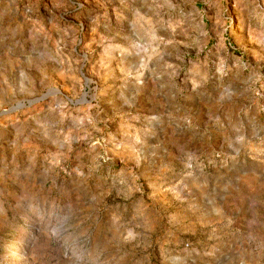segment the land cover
<instances>
[{"label":"rangeland","instance_id":"374dc122","mask_svg":"<svg viewBox=\"0 0 264 264\" xmlns=\"http://www.w3.org/2000/svg\"><path fill=\"white\" fill-rule=\"evenodd\" d=\"M257 190L264 0H0V264H264Z\"/></svg>","mask_w":264,"mask_h":264},{"label":"crops","instance_id":"0c3cea01","mask_svg":"<svg viewBox=\"0 0 264 264\" xmlns=\"http://www.w3.org/2000/svg\"><path fill=\"white\" fill-rule=\"evenodd\" d=\"M148 82H150L149 84L147 83V87L145 88V93L143 95L144 98H146V100L148 101V99L150 97H152V102H169V98L170 96H173L175 93L173 91L172 88L169 89V87H173L174 88V84L172 83V81H169L168 83H166L165 81H161L162 83H159L160 81L158 80H149ZM162 90L161 92H157V90ZM155 94H157V96L155 97ZM143 110H147V111H154L156 112V110H163L164 109V104L159 106H148L146 109L142 107ZM249 187L246 185L245 186V196L244 198H248L250 195H248L249 193ZM253 190V189H252ZM254 192V191H253ZM258 195H260L261 193H263L264 191L261 190H257ZM255 193V192H254ZM255 195L254 197H258V195L255 193L253 194ZM261 206V207H260ZM244 212V211H243ZM245 215L248 214L247 208L244 212ZM252 214H253V221L254 222H258L259 223V227L260 228H264V204L261 205L259 204V206H257V210L253 209L252 210Z\"/></svg>","mask_w":264,"mask_h":264}]
</instances>
